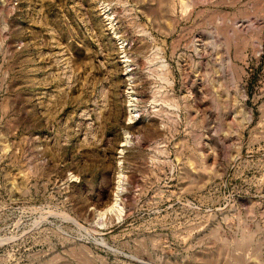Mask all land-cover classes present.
I'll return each instance as SVG.
<instances>
[{"label": "rangeland", "instance_id": "obj_1", "mask_svg": "<svg viewBox=\"0 0 264 264\" xmlns=\"http://www.w3.org/2000/svg\"><path fill=\"white\" fill-rule=\"evenodd\" d=\"M0 264H264V0H0Z\"/></svg>", "mask_w": 264, "mask_h": 264}, {"label": "bare ground", "instance_id": "obj_2", "mask_svg": "<svg viewBox=\"0 0 264 264\" xmlns=\"http://www.w3.org/2000/svg\"><path fill=\"white\" fill-rule=\"evenodd\" d=\"M130 105V104H129ZM118 178H119V176H118ZM118 193H119V181L117 182V186H116V189H115V194H114V198H113V204H115L116 203V201H117V196H118Z\"/></svg>", "mask_w": 264, "mask_h": 264}]
</instances>
